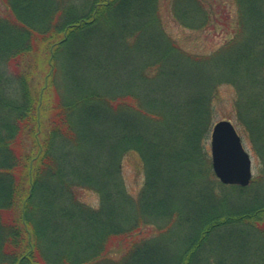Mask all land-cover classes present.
Segmentation results:
<instances>
[{
	"label": "trees",
	"instance_id": "1",
	"mask_svg": "<svg viewBox=\"0 0 264 264\" xmlns=\"http://www.w3.org/2000/svg\"><path fill=\"white\" fill-rule=\"evenodd\" d=\"M6 1L13 22L0 21V34L16 39L0 55L13 62L16 87L0 93V264H264V202L182 207L192 203L182 194L187 178H216L206 139L218 86L236 85L240 110L244 100L246 114L264 116L254 70L264 67V0H234V35L207 55L170 39L161 0ZM169 5L185 26L211 22L204 0ZM34 40L50 50L45 89L59 90L56 102L40 104L15 63ZM32 127L40 140L30 152ZM82 145L88 155L60 154ZM134 150L145 171L137 198L121 169ZM85 190L102 204L85 202ZM141 224L160 235L132 240L117 258L108 253L112 238Z\"/></svg>",
	"mask_w": 264,
	"mask_h": 264
},
{
	"label": "rangeland",
	"instance_id": "2",
	"mask_svg": "<svg viewBox=\"0 0 264 264\" xmlns=\"http://www.w3.org/2000/svg\"><path fill=\"white\" fill-rule=\"evenodd\" d=\"M161 1V15H163L166 34L171 37V40L173 39V41H175L177 44L176 46L185 50V52L189 51L192 52V54L201 55L210 54L221 48V46L225 44L226 39L234 35L236 29V5L234 0H204L206 4L205 7L211 13V22L207 26L201 28H192L176 21L169 5L171 0ZM7 4L6 0H0V21L6 22L7 25H9L10 22H13V16L7 8ZM15 39V37L11 36V38H9L6 34H0V48L5 51L10 44H13L12 40ZM30 46L33 50L26 55L18 56L19 58L15 61V63L20 62V74H24L28 77L30 87L40 101V104L42 101L56 102L59 99V90L54 86L45 89L47 79L50 78L53 68L51 64L52 58L50 50L45 48L44 44L35 40L32 44H30ZM3 51L0 50V52ZM5 63L6 60H2V56L0 55V64L1 66L4 65L0 68V72L3 74L1 77L2 84L0 86V93H2V95H8L9 93L14 92V87H16H13L11 84L12 77L14 76V64L10 60L7 66ZM254 70L256 72L258 71L262 76L261 84L256 87V90L260 93L262 90L264 93V67L255 68ZM67 71L69 72L67 73ZM67 71V74L65 73L63 76L60 74L61 77L66 75L69 78L71 76L70 67L67 68ZM251 72L253 73V71ZM61 77L59 76L58 79L60 80ZM243 78L244 77L242 76H238L237 80L241 82ZM120 81L121 76H119L118 79L119 83ZM143 90L145 91L146 89ZM217 92L218 96L214 99L212 104V122L206 139L209 157L208 160H210V165L212 167V128L217 121L221 119H228L236 126L242 138L244 147L251 155L253 173L252 181L249 186L247 185L248 187L246 186V188H243L240 185L222 183L215 175V181L213 180L212 183L211 180L208 181V178H205L202 183L197 185L198 178L191 176L187 178L186 183L182 185L184 188L182 189V194L184 195V193H187L186 196L192 200V203H182V207L186 208V213L194 210L200 203L204 201L211 202V200L223 201L227 204V207L230 208L240 206L243 207L251 205L252 203L264 202V116H258L256 110L251 111L252 117L246 114L244 100H241L242 110H240L239 94L236 85L223 82L218 86ZM42 113L44 112L40 111V118L43 123L45 121L43 119L44 114ZM38 125L41 127L42 124L39 123ZM33 130L34 129L32 127L24 135V140L27 144L26 150L30 152L36 150L34 139H36V141L40 140L39 137L35 138ZM40 137H42V134ZM69 147L70 146L62 147L60 149V154L77 156L88 155V147L85 145L74 149L72 154H69L68 151L62 150ZM102 152L105 154V149ZM89 153L93 154V152L90 151ZM121 160V169H123L125 187L131 195L137 198L145 181V171L141 156L134 150L126 152V154L121 157ZM185 169L188 170V168ZM199 173L201 174V172ZM184 175L185 171H183L181 176ZM179 190L180 189L172 191L171 194ZM80 196L85 202L92 206L98 207L102 204L101 196L96 192L85 190L80 192ZM176 199H178L177 196ZM182 227H180V229L183 233L184 230ZM152 234L160 235V233L155 230L153 224H141L140 229L138 228L134 234H129L130 236L128 238H112V240H110V243L112 244L108 245L107 251L111 256L117 258L121 255V253H123L126 246L130 244L132 240L139 239V237L143 235L150 236Z\"/></svg>",
	"mask_w": 264,
	"mask_h": 264
},
{
	"label": "water",
	"instance_id": "3",
	"mask_svg": "<svg viewBox=\"0 0 264 264\" xmlns=\"http://www.w3.org/2000/svg\"><path fill=\"white\" fill-rule=\"evenodd\" d=\"M212 167L225 184L247 186L252 180V158L235 125L228 119L217 121L211 132Z\"/></svg>",
	"mask_w": 264,
	"mask_h": 264
}]
</instances>
